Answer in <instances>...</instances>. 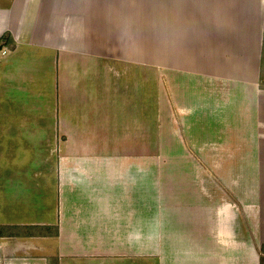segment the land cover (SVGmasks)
I'll return each mask as SVG.
<instances>
[{
	"label": "crops",
	"instance_id": "1",
	"mask_svg": "<svg viewBox=\"0 0 264 264\" xmlns=\"http://www.w3.org/2000/svg\"><path fill=\"white\" fill-rule=\"evenodd\" d=\"M0 46V264H260L264 0H0Z\"/></svg>",
	"mask_w": 264,
	"mask_h": 264
},
{
	"label": "rangeland",
	"instance_id": "2",
	"mask_svg": "<svg viewBox=\"0 0 264 264\" xmlns=\"http://www.w3.org/2000/svg\"><path fill=\"white\" fill-rule=\"evenodd\" d=\"M147 160H148V171H147V186H161L158 178L156 177L154 157L156 154L155 136H156V99H155V81L156 74L154 68L151 66L154 60L153 47L147 48ZM156 125V126H155ZM166 181L164 182V184ZM147 264H154L153 255L148 256ZM260 264H264V246L260 250Z\"/></svg>",
	"mask_w": 264,
	"mask_h": 264
},
{
	"label": "built area",
	"instance_id": "3",
	"mask_svg": "<svg viewBox=\"0 0 264 264\" xmlns=\"http://www.w3.org/2000/svg\"><path fill=\"white\" fill-rule=\"evenodd\" d=\"M11 52L8 46H0V58L7 56Z\"/></svg>",
	"mask_w": 264,
	"mask_h": 264
}]
</instances>
